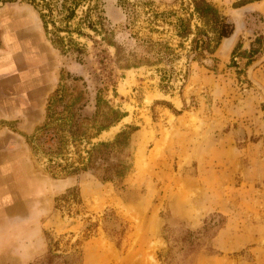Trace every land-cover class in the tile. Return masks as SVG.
<instances>
[{
  "label": "rangeland",
  "instance_id": "rangeland-1",
  "mask_svg": "<svg viewBox=\"0 0 264 264\" xmlns=\"http://www.w3.org/2000/svg\"><path fill=\"white\" fill-rule=\"evenodd\" d=\"M0 1L43 12L47 39L59 35L65 45L38 47V65L27 49L16 51L25 59L22 75L47 81L40 95L32 86L21 92L25 120L37 124L18 149V179L37 191L23 192L7 212L22 227L5 231L0 264H264V17H241L239 36L246 46L252 39L250 49L238 42L225 58L223 49L194 48L203 21L193 0ZM185 23L191 33L182 37ZM208 36L214 44L215 34ZM60 86L65 100L80 96V116L95 112L96 96L103 111L108 102L127 113L110 136L101 132L93 142L138 126L130 147L113 155L131 164L122 181L72 173L85 155L82 142L67 141L51 159L37 145L35 128Z\"/></svg>",
  "mask_w": 264,
  "mask_h": 264
},
{
  "label": "crops",
  "instance_id": "crops-1",
  "mask_svg": "<svg viewBox=\"0 0 264 264\" xmlns=\"http://www.w3.org/2000/svg\"><path fill=\"white\" fill-rule=\"evenodd\" d=\"M161 2H173L174 0H156ZM218 8L221 14L229 17L234 23L235 33L228 46L222 48L225 41L230 38H225L218 45L215 53L223 49L226 57H228L234 46L239 42L240 48L249 51L250 42L248 39L247 46L245 41L240 38V33L243 27H240L242 20V12L247 9L250 12H255L260 17H264V0H207ZM0 242L4 240L5 231L14 232L18 227L21 229V222L9 221L6 219L7 212L15 210L21 200H23V192L32 195L37 188H21V178L19 176L20 161L23 160V154L18 149L23 146V140L28 132L32 131L37 124L32 120H25L27 110L23 105L26 104L21 99V92L23 88L33 87L35 95H40L46 87V79H37V76L32 74H21L20 64L22 63L21 52L16 55V51L22 48L27 49V55L30 56V62L38 65L40 59L44 58L43 52L40 48L51 39H47L43 20L39 13L29 5H13L11 2L0 1ZM242 17V18H241ZM52 44V42H51ZM50 44V45H51ZM53 45V44H52ZM51 45V46H52ZM47 48V47H46ZM9 49V50H7ZM239 50V49H238ZM14 52V53H12ZM227 52V53H226ZM46 57V56H45ZM30 71V70H29ZM9 76V77H8ZM24 82V83H23ZM10 93V96L7 95ZM161 98H165L161 93ZM162 100V99H161ZM26 115V116H25ZM25 120V121H20ZM17 129L22 133L11 131ZM7 148L9 152H7ZM26 155V154H25ZM29 159L28 155H26ZM26 159V158H25ZM19 163V164H18ZM9 176V180H7ZM17 176V177H16ZM29 177V176H27ZM13 180V181H12ZM11 181V182H9ZM7 183H10L9 185ZM64 189V188H62ZM19 226H15V225ZM13 226V227H12ZM26 228H31L29 223L25 224ZM22 230L20 231V233ZM38 230H36V233ZM4 233V234H3ZM19 233V234H20ZM3 234V235H2ZM10 239V238H9ZM16 237H13V240ZM19 255L20 253L17 252Z\"/></svg>",
  "mask_w": 264,
  "mask_h": 264
},
{
  "label": "trees",
  "instance_id": "trees-1",
  "mask_svg": "<svg viewBox=\"0 0 264 264\" xmlns=\"http://www.w3.org/2000/svg\"><path fill=\"white\" fill-rule=\"evenodd\" d=\"M193 8L203 21V26L197 27L196 33H199V35L193 40L194 48L213 54L221 40L231 34L233 25L228 21L229 18L221 14L218 8L207 0H193ZM72 15L71 11L67 14V17L71 18ZM41 17L45 18L43 12ZM182 22L183 20H180V23ZM44 27L46 30L48 29L47 22H44ZM91 27L94 28V26ZM62 31L66 32V30H57L56 32ZM75 31L79 30L76 28ZM70 32L72 33V31ZM208 32L215 34L214 44L212 45ZM190 33L191 30L185 23L179 31V35L186 37ZM199 36H202L204 40L200 39ZM55 39H51L53 46L64 51V38L58 35ZM108 41L109 44H112L110 40ZM62 89V86L57 88L47 100L45 119L41 125L35 128V133L39 134L37 145L51 159L63 155L67 149V141L73 144L82 142L85 145L83 148L85 155L81 156L79 154V165L71 166L72 173L91 170L95 174L99 173L102 181H122L129 172L131 164L123 158L113 159V155L115 152L130 147L131 135L139 129L138 126L127 125V128L117 132L112 140L93 142V138L98 137L103 130H107L119 122L127 113L112 107L108 102H105L106 110L103 111L102 104L104 100L100 96H96L95 112L89 116H80L75 112V106L79 102L80 96L69 95V98L65 100L66 91H62ZM58 102H65V104L61 110L57 111L55 105ZM89 129H93V132H89ZM63 264H71V262L66 260Z\"/></svg>",
  "mask_w": 264,
  "mask_h": 264
},
{
  "label": "bare ground",
  "instance_id": "bare-ground-1",
  "mask_svg": "<svg viewBox=\"0 0 264 264\" xmlns=\"http://www.w3.org/2000/svg\"><path fill=\"white\" fill-rule=\"evenodd\" d=\"M234 34H235V33H234ZM234 34H233V35H234ZM232 37H233V36H232ZM230 40H231V38L228 39V40H226L222 48L225 49V48L228 46ZM223 51H224V50H223ZM127 72H131V70L128 69ZM157 94H158V93H157ZM157 94H156V95H157ZM158 96H159V95H158ZM158 96H156V97H158ZM150 97H151V96H148V97H147L146 102H150V100H151ZM176 99H177V98H176ZM174 103H176V104L179 105V101H178V100H177V101H174ZM147 119H148V118H147ZM127 120H128V117L125 116V117L121 120V122H123V121H127ZM118 127H119V125L109 127L110 129H112L110 132H107L106 130H103L102 133H101V134H102L101 137L103 138V137L106 136V135H109V136H110L111 132L113 133L116 129H118ZM123 208H125V207H123ZM127 210H128V209H127Z\"/></svg>",
  "mask_w": 264,
  "mask_h": 264
},
{
  "label": "flooded vegetation",
  "instance_id": "flooded-vegetation-1",
  "mask_svg": "<svg viewBox=\"0 0 264 264\" xmlns=\"http://www.w3.org/2000/svg\"><path fill=\"white\" fill-rule=\"evenodd\" d=\"M248 12H250V10H247V9L243 10V11H242V16L247 15ZM225 16H226V15H225ZM226 17L229 18L228 16H226ZM228 21H230V22L232 23V25H233V30H232V32H231V34H230L229 36L224 37L223 39H225V38H226V39H227V38H230V37L233 36V34H234V33H233V31H234V23H233V21H231L230 19H229ZM223 39H222V40H223ZM222 40H221V41H222ZM220 43H221V42H220ZM236 45H237V44H236ZM236 45L234 46V48L236 47ZM55 48H56V47H55ZM234 48H233V49H234Z\"/></svg>",
  "mask_w": 264,
  "mask_h": 264
},
{
  "label": "water",
  "instance_id": "water-1",
  "mask_svg": "<svg viewBox=\"0 0 264 264\" xmlns=\"http://www.w3.org/2000/svg\"><path fill=\"white\" fill-rule=\"evenodd\" d=\"M240 14H242V12H240ZM239 25H240V27H243V23H242V21H241V23H240Z\"/></svg>",
  "mask_w": 264,
  "mask_h": 264
},
{
  "label": "built area",
  "instance_id": "built-area-1",
  "mask_svg": "<svg viewBox=\"0 0 264 264\" xmlns=\"http://www.w3.org/2000/svg\"><path fill=\"white\" fill-rule=\"evenodd\" d=\"M190 1V0H189ZM190 7H191V10H192V3L190 2Z\"/></svg>",
  "mask_w": 264,
  "mask_h": 264
}]
</instances>
